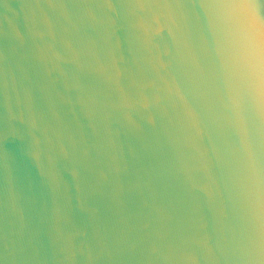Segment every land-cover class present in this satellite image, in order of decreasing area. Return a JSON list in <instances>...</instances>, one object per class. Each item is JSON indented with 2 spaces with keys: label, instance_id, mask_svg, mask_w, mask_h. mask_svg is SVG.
Segmentation results:
<instances>
[{
  "label": "water",
  "instance_id": "water-1",
  "mask_svg": "<svg viewBox=\"0 0 264 264\" xmlns=\"http://www.w3.org/2000/svg\"><path fill=\"white\" fill-rule=\"evenodd\" d=\"M264 0H0V264H264Z\"/></svg>",
  "mask_w": 264,
  "mask_h": 264
},
{
  "label": "snow or ice",
  "instance_id": "snow-or-ice-1",
  "mask_svg": "<svg viewBox=\"0 0 264 264\" xmlns=\"http://www.w3.org/2000/svg\"><path fill=\"white\" fill-rule=\"evenodd\" d=\"M218 5H224L226 0H215ZM252 30H259L262 37H264V14H258L252 21ZM260 64H259V72H260V80L262 86H264V39L261 41L260 46Z\"/></svg>",
  "mask_w": 264,
  "mask_h": 264
}]
</instances>
